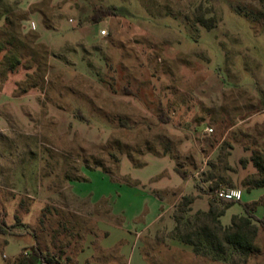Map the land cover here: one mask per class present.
<instances>
[{
  "label": "rangeland",
  "instance_id": "374dc122",
  "mask_svg": "<svg viewBox=\"0 0 264 264\" xmlns=\"http://www.w3.org/2000/svg\"><path fill=\"white\" fill-rule=\"evenodd\" d=\"M101 5L118 15L91 22ZM9 7L28 13L25 50L37 62L0 64V264L37 245L59 255L52 236L69 217L84 223L73 229L80 239H65L62 264L78 263L89 236L108 234L101 217L111 240L124 230L129 240L96 247L99 264H264L262 229L247 260L211 262L171 238L183 195L195 196V213L212 199L221 208V188L244 190L231 154L264 125V2L0 0V12ZM250 201L245 193L222 223Z\"/></svg>",
  "mask_w": 264,
  "mask_h": 264
},
{
  "label": "trees",
  "instance_id": "16d2710c",
  "mask_svg": "<svg viewBox=\"0 0 264 264\" xmlns=\"http://www.w3.org/2000/svg\"><path fill=\"white\" fill-rule=\"evenodd\" d=\"M262 1L264 2V0ZM32 9L40 10L44 21L48 25L44 11L39 6H33ZM117 9L116 6L101 5L96 7L90 16V21L99 23L108 16H116L118 15ZM2 11L0 12V18L2 16L5 18V24L0 27V53L4 52L5 56L0 64H4L7 67V71L13 72L21 65L22 59L25 57H31L33 63L37 61L34 53H29V48L25 50V41L28 34L24 31L23 22L28 19V13L17 12L11 9V7L4 8ZM200 21L208 29H212L214 26V21L206 20L205 18H200ZM36 41H38V37L35 39V43ZM38 44L41 43L38 42ZM30 51L32 50L30 49ZM37 66L39 69L41 64ZM255 134L245 135L251 141V144L244 143L247 150L251 149L249 150L251 151V155L249 158H242L240 160L242 167H246L251 162L257 169V173L248 175L241 182L242 186L248 191L264 188V146L259 148V140H264V125H258L255 129ZM252 146H257V148ZM225 169L233 170V167L227 164ZM178 174L183 179H187L188 175L186 172L179 170ZM77 180H82V177L79 176ZM227 184L232 185V182H227ZM157 194L159 193L157 192ZM194 201L195 196L183 195L180 202L176 205L173 215L175 226L171 232L173 240L191 246L195 256L207 258L211 262H226L234 255H239L247 260L257 253L255 242L259 231L261 229L264 231V217L258 216L257 209L261 204H264V196L259 200L244 203L245 214L233 215L229 225H224L221 217L225 215L229 207L242 200L231 201L221 199L220 205L222 207L219 208L217 200L212 199L209 202L208 210H198L193 213L192 204ZM41 222H44V220L41 219ZM81 222L74 221L70 217L59 222V228L55 230L52 236L55 246L59 248V255L45 253L37 245L29 249L28 256L22 253L12 260L11 264H41L42 262L47 264H62L59 257L64 254V250L70 245L69 242L65 244V239L73 235L74 238L80 239V232L75 235L73 234V229L76 223L79 226ZM70 224L72 227H69ZM80 229L82 230V227ZM0 232H4L2 227H0ZM62 235H64L63 238ZM71 259V257L67 258V260Z\"/></svg>",
  "mask_w": 264,
  "mask_h": 264
},
{
  "label": "crops",
  "instance_id": "0c3cea01",
  "mask_svg": "<svg viewBox=\"0 0 264 264\" xmlns=\"http://www.w3.org/2000/svg\"><path fill=\"white\" fill-rule=\"evenodd\" d=\"M22 8V7H21ZM23 9V8H22ZM23 10H28V8L26 9H23ZM42 16V19H43V15ZM29 17H30V14H29ZM27 21H30V19H28ZM257 120L259 122H263L264 123V113L261 114L259 117H257ZM233 152L231 154V157H235L236 158V161H232V163H235V162H239L240 159L242 158H249L251 153L249 150L251 149H246L245 148V144L243 143V141H237V143H234L233 144ZM239 164V163H238ZM257 173V169L254 167V165L249 162L247 164L246 167H241L239 168L238 170V181H240V183L242 182V180L247 177L248 175H251V174H255ZM244 194L245 193H248L251 195V201H256V200H259L261 197L264 196V188H256V189H252L250 191H248L247 189L244 188L243 190ZM162 214H159L153 221V224L154 225L158 220L159 218L161 217ZM106 218V217H105ZM105 218H100L99 221H98V227H99V230L101 232H107L108 234L107 235H99L98 237H88V240L86 241L87 242V246L85 247V250L83 252V254L81 253L79 256H78V263L77 264H85L86 261H89L91 260L92 263L90 264H99L97 263L94 259H93V255H94V252H95V248L96 247H100V248H103V249H106V250H111V249H115L116 247L119 248L120 245H122L123 243H128V232H126L124 230V232H120L119 233V236L117 237L116 240H111L110 237L112 236L110 234V232L106 229H104V219ZM173 226H175V224H173ZM133 246L130 248V253H129V258L132 256V251H133ZM120 252L122 255H124L125 257L128 256V249H126L125 247L124 248H120ZM87 264V263H86Z\"/></svg>",
  "mask_w": 264,
  "mask_h": 264
},
{
  "label": "built area",
  "instance_id": "2783aa9c",
  "mask_svg": "<svg viewBox=\"0 0 264 264\" xmlns=\"http://www.w3.org/2000/svg\"><path fill=\"white\" fill-rule=\"evenodd\" d=\"M102 33L105 34L106 31L102 30ZM244 192L240 188L236 187H227V188H221L217 190V196L224 200H233V201H240L243 199ZM26 256L29 255V252L26 250L24 252ZM8 256L4 254V258H7ZM41 264H47L45 262H42Z\"/></svg>",
  "mask_w": 264,
  "mask_h": 264
}]
</instances>
